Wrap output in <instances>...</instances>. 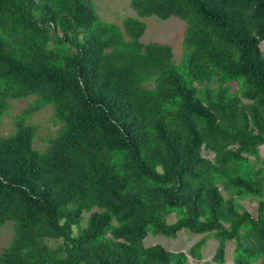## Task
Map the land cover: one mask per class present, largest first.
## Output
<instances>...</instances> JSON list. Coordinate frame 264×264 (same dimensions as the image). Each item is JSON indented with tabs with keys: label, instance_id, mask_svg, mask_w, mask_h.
<instances>
[{
	"label": "trees",
	"instance_id": "trees-1",
	"mask_svg": "<svg viewBox=\"0 0 264 264\" xmlns=\"http://www.w3.org/2000/svg\"><path fill=\"white\" fill-rule=\"evenodd\" d=\"M129 5L118 24L93 0H0V119L33 98L0 135V264H188L209 238L216 263L232 241L264 264V0ZM152 15L185 22L179 61L141 41ZM182 229L203 235L187 252L144 244Z\"/></svg>",
	"mask_w": 264,
	"mask_h": 264
},
{
	"label": "rangeland",
	"instance_id": "rangeland-1",
	"mask_svg": "<svg viewBox=\"0 0 264 264\" xmlns=\"http://www.w3.org/2000/svg\"><path fill=\"white\" fill-rule=\"evenodd\" d=\"M98 14L108 22L118 23L126 16H136L135 12L129 5L130 0H93ZM146 23V29L141 37L142 42H161L172 47L174 59L179 61L182 52V39L185 30V22L178 17L171 16L167 19H160L155 15L141 18ZM260 48L264 53V42L260 43ZM32 97L11 101L9 110L6 115L0 119V135L7 136L14 131V118L32 101ZM51 109L45 107L38 112L33 113L28 122L37 126L36 146H40L44 137L56 126L50 120ZM261 156L264 157V145L260 146ZM203 154L211 157V152L203 151ZM226 196V194H225ZM245 208L253 215H256V203L250 200H244ZM87 216V214H85ZM175 220L174 214L167 217L169 223ZM13 234L12 222L6 223L0 227V253L4 251L11 241ZM203 235L182 229L175 238L166 237L164 235L148 234L144 238L145 245L161 243L166 249L174 252H187L189 247L198 241ZM217 241L209 238L206 245L201 249L202 258L200 260L188 255V264H201L208 261L210 264H234L233 263V242L229 241L225 248V260L223 263L212 261Z\"/></svg>",
	"mask_w": 264,
	"mask_h": 264
}]
</instances>
